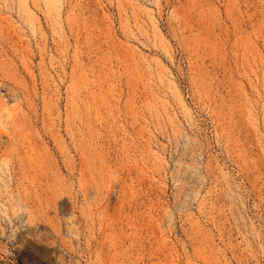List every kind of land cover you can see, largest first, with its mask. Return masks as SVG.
I'll use <instances>...</instances> for the list:
<instances>
[{"label":"rangeland","instance_id":"374dc122","mask_svg":"<svg viewBox=\"0 0 264 264\" xmlns=\"http://www.w3.org/2000/svg\"><path fill=\"white\" fill-rule=\"evenodd\" d=\"M0 264H264V0H0Z\"/></svg>","mask_w":264,"mask_h":264}]
</instances>
